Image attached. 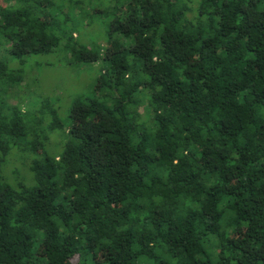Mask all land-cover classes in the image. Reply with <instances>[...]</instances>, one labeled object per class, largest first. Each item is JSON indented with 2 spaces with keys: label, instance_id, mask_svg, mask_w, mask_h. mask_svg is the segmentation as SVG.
Here are the masks:
<instances>
[{
  "label": "trees",
  "instance_id": "trees-1",
  "mask_svg": "<svg viewBox=\"0 0 264 264\" xmlns=\"http://www.w3.org/2000/svg\"><path fill=\"white\" fill-rule=\"evenodd\" d=\"M93 1L105 48L84 0H0V264H264V0ZM56 48L103 61L67 119L21 85Z\"/></svg>",
  "mask_w": 264,
  "mask_h": 264
},
{
  "label": "rangeland",
  "instance_id": "rangeland-1",
  "mask_svg": "<svg viewBox=\"0 0 264 264\" xmlns=\"http://www.w3.org/2000/svg\"><path fill=\"white\" fill-rule=\"evenodd\" d=\"M84 2L89 9L87 13L86 11H83L84 13L80 11L81 14L76 13L72 18L71 16L68 17L64 23H62L63 17H58L57 20L65 30L69 27L74 31L72 35L78 42L89 46L97 44L101 48H105L107 47L106 38L109 22L102 16L104 9L101 5L97 6L101 9L97 12L95 11L97 4L93 0H84ZM78 9L76 8V10ZM45 10L49 11L48 8ZM51 11L54 13L53 15L57 13L55 10ZM77 14L79 17H83L84 20L89 19L86 22L89 27L85 26L82 18L76 19ZM120 41L125 42L122 38H120ZM2 54V58L14 67L15 64L11 61V56L5 49H3ZM25 62V65L22 66L25 73L21 85L28 94V97H26L28 98L26 100L29 101L28 104L31 108H37L43 99H47L51 105L58 109L62 119H67L74 99L80 97L92 98L95 95L93 88L103 66L101 59L88 63L79 59L75 53L70 56V53L68 54L60 48H56L48 54L25 58ZM16 63L18 64V62ZM23 105L27 106L26 104ZM139 110L142 113L143 107L141 106ZM49 118L48 116L47 120ZM47 135L49 137L47 140L48 150L53 154L57 153L63 142L62 135L57 132H48ZM27 158L25 160L23 155L14 149L8 158L7 164L4 165L3 174L8 182L14 183L24 177L26 182H32L27 168L29 162Z\"/></svg>",
  "mask_w": 264,
  "mask_h": 264
}]
</instances>
